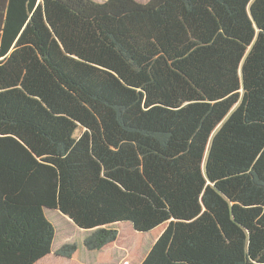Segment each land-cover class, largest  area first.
I'll return each instance as SVG.
<instances>
[{
  "label": "trees",
  "instance_id": "obj_1",
  "mask_svg": "<svg viewBox=\"0 0 264 264\" xmlns=\"http://www.w3.org/2000/svg\"><path fill=\"white\" fill-rule=\"evenodd\" d=\"M45 209L89 251L130 223L141 264H264V0H0V264L52 255Z\"/></svg>",
  "mask_w": 264,
  "mask_h": 264
},
{
  "label": "rangeland",
  "instance_id": "obj_2",
  "mask_svg": "<svg viewBox=\"0 0 264 264\" xmlns=\"http://www.w3.org/2000/svg\"><path fill=\"white\" fill-rule=\"evenodd\" d=\"M102 3L105 0H95ZM147 2L148 0H136ZM82 130L77 131L79 136ZM47 218L56 229V237L52 246V255L44 264H141L149 254L152 246L156 242L161 229H156L150 233L138 234L130 223H122L118 226L120 232L119 241L116 245L110 246L102 251H89L84 246V240L93 231L80 229L68 217L57 210L45 209ZM76 245L78 248L77 258L73 262L56 258L54 255L64 245ZM138 250L133 248L138 246ZM107 254V260L100 259V255Z\"/></svg>",
  "mask_w": 264,
  "mask_h": 264
}]
</instances>
